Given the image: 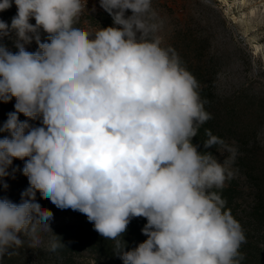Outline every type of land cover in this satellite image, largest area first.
<instances>
[{"label":"clouds","instance_id":"1","mask_svg":"<svg viewBox=\"0 0 264 264\" xmlns=\"http://www.w3.org/2000/svg\"><path fill=\"white\" fill-rule=\"evenodd\" d=\"M99 2L113 26L90 32L77 26L87 0H14L18 51L0 44V102L16 101L0 125L9 134L0 138V178L23 160L29 187L19 204L0 199V260L22 234L35 242L38 225L50 229L39 192L109 240L145 218L147 239L124 244L123 264H240L246 238L217 191L233 177L238 149L210 130L203 147L227 152L222 162L193 144L212 117L195 77L153 37L152 0ZM11 6L0 0V11ZM8 33L0 21V37ZM33 39L38 50L27 51Z\"/></svg>","mask_w":264,"mask_h":264},{"label":"rangeland","instance_id":"2","mask_svg":"<svg viewBox=\"0 0 264 264\" xmlns=\"http://www.w3.org/2000/svg\"><path fill=\"white\" fill-rule=\"evenodd\" d=\"M13 7L14 0L10 8L0 11V20ZM102 12L107 13L99 0H87L78 27L94 32L113 26L111 16H102ZM152 14V22L159 25L153 37L161 41L162 47L172 49L184 65L202 61V81L236 112L240 126L251 129L247 137L227 144L238 152L231 166L234 175L225 182L228 185L231 180L236 181L250 200L251 184L245 177L242 153L264 154V0H152ZM6 39L9 45H5ZM16 41V32L9 26V33L0 37V44L10 50L16 47ZM35 43L33 39L26 44V50ZM227 155L219 153L218 159L222 162ZM262 168L263 164L258 170ZM41 207L53 213L51 230L38 225L35 242L32 235L22 234L21 239L29 247H25L23 263L16 259V264H94L97 256L88 242L73 241L62 249L56 245L60 231L78 226L82 213L59 209L51 201Z\"/></svg>","mask_w":264,"mask_h":264},{"label":"trees","instance_id":"3","mask_svg":"<svg viewBox=\"0 0 264 264\" xmlns=\"http://www.w3.org/2000/svg\"><path fill=\"white\" fill-rule=\"evenodd\" d=\"M17 8L13 7L7 11L0 21L11 26L12 18L16 16ZM102 16L109 15L108 13H100ZM112 18V17H111ZM110 22V21H109ZM30 23L35 24L34 18ZM78 26V24H77ZM41 42L47 40V34L40 30ZM5 40V39H4ZM9 40L6 39L5 45H9ZM38 50V45L35 43L33 47L27 51L35 52ZM13 53L17 52L16 47L11 48ZM195 60V59H194ZM182 62V59H180ZM190 66L181 65L189 71L198 82V89L205 110L210 113L211 119L203 124L198 131V135L193 138V144L198 145L200 151H211L213 155L219 156L217 147L204 149L203 141L208 137L206 130L226 144L232 141H239L247 137L251 130L249 127L240 126L237 120L236 112L227 107L218 97L213 88L207 86L202 80V61L197 63L190 61ZM16 101L13 98L8 103L0 102V125L8 118L10 112L15 111L14 105ZM240 117V116H238ZM21 121L27 120L23 114H19ZM33 126H40V120H29ZM6 132H0V138L8 136ZM242 162L245 166V177L250 182V191L252 192L251 199L246 198V191L238 187L236 181L231 180L228 185H224L223 189L217 190L222 199L226 201L225 209L230 211L235 220L239 222L245 235V242L241 245L239 252L243 259L240 264H264V169L258 170V167L263 164L264 154L261 156H251L242 153ZM25 161L15 159L12 166L8 169L9 175L0 178V198L8 199L13 203L21 202V194L29 187L28 178L23 175L22 169ZM7 185L5 188L4 185ZM14 195L16 199H14ZM36 201L41 205L48 202V199H42L40 193H36ZM147 223L143 217L132 218L126 232L122 238L118 240H109L102 237L94 229V225L88 221L87 217L82 214V220L78 226L63 228L56 238L58 249L65 248L73 241L82 243L86 241L92 246V253L97 256L94 264H123L122 259L117 253L125 244V250H132L140 243L144 242L147 237L142 233V229ZM29 245L23 241V245L19 248H13L11 255H5L0 264H16L21 261L23 263L26 258V249ZM17 259V262L15 260ZM103 261V262H102Z\"/></svg>","mask_w":264,"mask_h":264}]
</instances>
